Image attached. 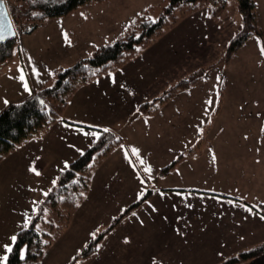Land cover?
<instances>
[{
  "label": "crops",
  "instance_id": "0c3cea01",
  "mask_svg": "<svg viewBox=\"0 0 264 264\" xmlns=\"http://www.w3.org/2000/svg\"><path fill=\"white\" fill-rule=\"evenodd\" d=\"M85 9L89 7L78 11ZM81 15L52 18L74 25L67 30L58 28L56 39L47 31L41 53L45 55L38 57L37 63L56 62V56L72 53L81 45H77L79 36L89 32L88 23L93 21L79 18ZM260 23L256 16L261 33L252 32L227 56L221 89L205 82L208 87L201 85L199 90L196 83L178 90L158 105L167 109L161 112L158 123L142 122L139 130L117 134L116 122L123 115L119 92L114 84L92 85L91 81L80 87L81 103L89 106L91 114L68 117L65 109L64 116L36 136L37 156L50 157L60 148L70 149L69 163L96 140L100 131L115 133L120 140L97 165L95 173H99L103 189L91 206L116 214L109 225L119 219L102 236L95 251L75 264H219L242 250L264 244V26ZM16 38L13 55L0 66V74L8 76L16 64H26L20 36ZM57 50L65 53L54 55ZM196 57L198 67V53ZM36 92L29 86L20 88V99ZM10 102L2 101L0 106ZM136 105L125 115L135 112ZM154 105L142 111L143 118L159 110ZM17 150L0 161V182L5 188L18 185L20 170L28 169L27 163L19 160L21 150ZM189 155L192 160H187ZM169 165V171L162 174ZM32 185L36 187V179ZM145 195L138 206L122 215ZM119 196L123 201L115 206ZM86 197L84 194L80 200L84 210ZM53 245L51 242L43 258ZM7 246L3 245L0 255L7 254ZM70 258H61L62 264ZM245 264H264V253Z\"/></svg>",
  "mask_w": 264,
  "mask_h": 264
},
{
  "label": "rangeland",
  "instance_id": "374dc122",
  "mask_svg": "<svg viewBox=\"0 0 264 264\" xmlns=\"http://www.w3.org/2000/svg\"><path fill=\"white\" fill-rule=\"evenodd\" d=\"M4 1L8 7L9 5H17L19 0ZM110 1L112 0H106L100 4H86L64 17L55 18H68L82 14L79 18L93 19L92 22L88 23L89 32L79 36L81 38H79L77 45L79 43L81 45L77 49L75 48L72 53L66 54L61 52L62 50L53 52L54 55L64 54L63 56H56V62H46L44 60L37 63L38 57L45 55L41 53L46 45V33L48 31V34L56 39L58 35L56 32L60 29H71L74 23L70 24L67 20L54 21L46 19L40 27H38L39 24L37 25L38 28L35 27L30 32L26 30L32 24L22 25L21 31L19 30L17 35L20 36L18 40H20L26 64H24V67L16 64L14 69L9 71L8 76L5 73L0 74V95L6 93V95L0 96V102L11 101L10 103H12L23 100L25 97L20 99V88L26 90L29 86L31 89L39 91L44 86L50 85L53 82L54 74L59 69L72 66L79 60L90 56L102 44L114 42L136 15L143 13L151 19H156L167 2V0H118L115 3H109ZM254 1L255 16H259L260 25L264 26V23H262L264 20V0ZM118 3L119 6H117ZM86 7H89V9L79 13L78 10ZM104 10L107 11V14L104 13ZM243 32V19L239 13L236 0H227L224 9L216 15L212 14L209 4H202L195 10L186 12L177 11L176 21L173 24L168 23L163 26L151 40L141 44L129 59L113 72L104 73L92 80V85L114 84L116 93L119 92L121 100L118 102L121 103L120 108L123 115L122 120L116 122V128L118 129L116 133L128 134L130 131L139 130L137 127L142 122L145 124L158 123L157 120L161 119V112L167 109L157 106L159 110L158 108L153 109L158 111L154 112L155 114L153 113L154 115L151 117L145 118L142 117L145 116L142 111H147L151 105L156 104L154 103L156 97H160L179 80L192 74L203 73V76L199 79L200 81L193 82V84L196 83L197 90L201 88L199 87L201 85L208 87L209 83L204 84L205 82H213L221 89L226 76L224 70L226 58L230 55L228 48L231 41ZM15 39L17 42V38ZM66 40L67 37H65ZM247 46L245 45L243 48L245 49ZM197 53L200 59L198 67H196ZM6 62L1 63L0 66ZM194 67L195 71H191ZM21 76H23V79H21ZM81 90L78 88L72 94L65 107L69 112L66 114L68 117L71 114L77 116L91 114L89 106L81 103L83 99ZM136 103L135 112L126 116L125 113L130 112L129 108ZM4 107L0 106V111ZM96 108L97 106H95L94 111ZM141 118L142 120H140ZM19 150H21L19 160L26 162L28 169L20 170L19 177L21 180L18 185L5 188L0 182V252L5 243L8 245L9 252L14 241L13 237L15 238L16 233L28 225L33 215L36 214L37 206L54 186L61 171L69 164L67 159L70 157V149L64 151L60 148L54 156L50 157L37 156L36 136L30 138L26 144L20 145L16 152H19ZM187 158V160H192V155ZM31 162H33L32 166L29 165ZM33 167L39 172L38 176H36ZM97 170V166L93 168L84 193L85 196L87 195L85 200L87 210H84L82 203L79 201L68 216L66 225L65 218L58 215L62 210H59L58 213L51 210L44 212L43 220L45 222L43 223L41 220L38 227L49 233L52 245H54L44 258L43 255L50 246L43 252L39 264H62L64 259L61 258L71 257L66 262V264H69L71 259L78 255L92 239L97 237L103 229L109 227V222L116 214H110V210L91 209V206L95 204L96 195L99 194L100 189H103L98 181L100 175L98 173V176H96L95 173ZM1 178H3V171L0 165ZM28 178L30 180L27 182ZM34 179H36V187L32 185ZM151 187L153 186L148 188ZM122 201L123 198L119 196L114 205L116 206ZM34 203L35 205L32 206ZM69 222L71 224L68 226ZM67 226L68 228H66ZM258 226L262 228L261 224H258ZM8 252L6 255L4 252V256L0 255V264H5ZM52 252H54V255ZM23 253L24 251H22V256ZM75 263L76 260L73 264Z\"/></svg>",
  "mask_w": 264,
  "mask_h": 264
},
{
  "label": "trees",
  "instance_id": "16d2710c",
  "mask_svg": "<svg viewBox=\"0 0 264 264\" xmlns=\"http://www.w3.org/2000/svg\"><path fill=\"white\" fill-rule=\"evenodd\" d=\"M104 1L106 0H19L17 5H9L7 9L17 34L19 30L21 31L22 25L32 24L26 30L30 32L46 19L64 17L86 4H100ZM236 1L243 19L244 32L231 41L228 48L230 53L237 49L252 32L261 33L256 25L255 1ZM226 3L227 0H167L156 19H151L143 13L136 15L114 42L102 44L90 56L72 66L59 69L50 85L44 86L19 102L6 104L0 111V161L58 120L70 97L78 88L104 73L113 72L129 59L141 44L151 40L163 26L168 23L173 24L176 21L177 11L186 12L195 10L202 4H209L212 14L216 15L224 9ZM16 44V39L0 43V64L12 57ZM202 76L203 73L200 72L179 80L160 97L154 99L156 103L154 107ZM119 141L113 133L100 131L96 140L61 171L54 186L37 206L36 214L26 227L16 233L5 264H39L43 252L51 244L49 233L38 227L41 220L45 222L44 212L51 210L58 213L62 210L58 215L65 218L66 225L68 216L86 192L93 168ZM170 167L171 165L163 168L162 174L169 171ZM146 196L129 206L122 215L138 206ZM118 219L119 217L115 218L109 227L92 239L69 264H73L78 259H85L94 252L102 236ZM22 251H24L23 256ZM262 253H264V244L242 250L219 264H245Z\"/></svg>",
  "mask_w": 264,
  "mask_h": 264
},
{
  "label": "water",
  "instance_id": "95a60500",
  "mask_svg": "<svg viewBox=\"0 0 264 264\" xmlns=\"http://www.w3.org/2000/svg\"><path fill=\"white\" fill-rule=\"evenodd\" d=\"M16 38V32L13 27L10 14L4 0H0V43Z\"/></svg>",
  "mask_w": 264,
  "mask_h": 264
},
{
  "label": "snow or ice",
  "instance_id": "6c2138e0",
  "mask_svg": "<svg viewBox=\"0 0 264 264\" xmlns=\"http://www.w3.org/2000/svg\"><path fill=\"white\" fill-rule=\"evenodd\" d=\"M21 79H23V76H21ZM105 131H107V130H105ZM133 151H134V154H135V150H133ZM146 171H150V170L149 169H146ZM37 175H39V173H37ZM13 239H15V238L13 237Z\"/></svg>",
  "mask_w": 264,
  "mask_h": 264
}]
</instances>
